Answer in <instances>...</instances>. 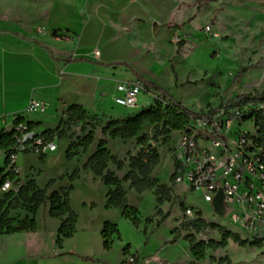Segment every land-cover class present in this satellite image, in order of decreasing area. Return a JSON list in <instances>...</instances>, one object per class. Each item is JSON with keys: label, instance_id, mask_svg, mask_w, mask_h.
I'll use <instances>...</instances> for the list:
<instances>
[{"label": "crops", "instance_id": "0c3cea01", "mask_svg": "<svg viewBox=\"0 0 264 264\" xmlns=\"http://www.w3.org/2000/svg\"><path fill=\"white\" fill-rule=\"evenodd\" d=\"M45 1L46 5L28 10L30 22L22 16L0 17V124L10 125L20 116L38 124L33 130L43 132L57 124L58 114L65 117V110L73 104L82 105L92 115L125 118L129 109L117 113L115 108L116 98L123 95L121 83L140 81L168 92L175 86L174 40L193 29L189 20L195 15L194 0H76L75 7H68L66 0ZM96 49L99 56H95ZM32 99L44 102L45 109L29 111ZM140 101L146 103V98ZM101 138L108 140L114 155L111 145L126 142L96 133L89 150L83 151L87 159ZM108 168L120 177L125 166L120 170L109 162ZM91 174L93 180H101ZM20 175L25 181L29 176ZM30 179L36 180L35 176ZM106 202L107 198L99 219L92 216L99 205L84 202L92 209L91 216L83 218L77 213L76 232L61 245L57 243L61 220L49 215L47 203L43 220L38 218L43 206L38 211L35 230L0 235V264H122L128 254L140 259L155 255L157 261L149 264H163L164 256L148 247L152 236L146 242L138 233L141 223L131 228L133 223L128 219L131 225L126 224L122 210L108 209ZM114 214L117 219L110 216ZM106 221L126 226L131 236L126 237L118 227L120 234L113 236L112 247L106 250L102 236ZM126 246L128 254L124 253ZM164 254L174 256L171 250Z\"/></svg>", "mask_w": 264, "mask_h": 264}, {"label": "rangeland", "instance_id": "374dc122", "mask_svg": "<svg viewBox=\"0 0 264 264\" xmlns=\"http://www.w3.org/2000/svg\"><path fill=\"white\" fill-rule=\"evenodd\" d=\"M68 7H75L76 0H66ZM45 0H0V17L8 19L22 16L25 22H30L28 10L36 6L46 5ZM194 17L192 30L186 32L174 40L175 54L171 60L172 70L176 76L175 86L169 92L185 107L196 112H208L216 109L222 103L232 100L242 93H255L264 91V0H194ZM211 25L217 36L208 35L205 27ZM248 68L238 82L233 83L235 77L242 69ZM146 97L140 95V99L146 98V104L156 101H169L162 91L155 86L145 84ZM117 113L130 112L126 117L137 114L142 108H130L117 104ZM37 117L41 115L35 114ZM57 124L49 128L56 140L57 150L48 155L39 156L34 153L21 154L18 165L22 176L29 181L36 178L41 187H45L50 179L55 183L48 189L49 193L57 188H68L72 183L70 175L76 168H81L79 179L73 182L75 189L72 192V204L77 213L83 218L90 215L92 209L84 206V202L91 201L99 205L92 213L94 218H101L104 208L103 201L107 198V185L101 180H93L90 171L84 170L83 165L87 156L83 149H72L71 156L67 157V148L71 142L89 132L85 131L82 124L73 125L66 121L67 117L58 114ZM99 126L96 128L97 136H101L102 127L109 117L99 116ZM53 122L49 120V122ZM242 121V120H240ZM50 122V123H51ZM2 126H6L1 122ZM244 127L257 133V127L252 122H245ZM155 125H146L141 131L149 138V143L158 149L160 162L152 173V177L158 178L161 184L169 187V192L157 195L155 190H147L142 193L131 187L130 181H124V187L129 204L139 210L141 218V234L148 240L152 236V242L148 245L164 256L163 264H264V251L259 245L241 246L229 239L224 246L207 248L205 257L197 260L191 252V240L222 241L219 229H206L196 231L186 227L184 212L187 207H194L200 211L208 222H214V210L211 204L205 202L200 194L192 192L185 184L176 185L173 182L172 144L164 142L161 138L158 142L153 139ZM172 132L171 140L176 137ZM62 137H65L62 140ZM173 139V140H174ZM137 138L123 143L111 145L114 153L125 161L124 170L119 172L121 178L129 171V158L136 155L141 149ZM7 155L0 153V171L6 165ZM90 172V173H89ZM170 196V200L166 196ZM161 200L158 201V198ZM2 198V195H0ZM106 205V204H105ZM47 215V206H43L38 218L43 220ZM27 211L23 208L12 210L10 217L17 221L23 219ZM117 219L116 214L110 215ZM147 218H151L148 221ZM126 224L131 222L124 217ZM183 221V223H182ZM224 222V220L219 219ZM223 226L221 223H218ZM128 226V225H127ZM126 237L131 236L126 226H118ZM135 228L131 225V228ZM229 230L248 239V233L239 225L230 224ZM134 230V229H131ZM132 235H135L134 233ZM166 237V239H165ZM142 239V238H141ZM165 239V240H163ZM175 239V242L172 240ZM144 242L142 243V246ZM173 253V258L164 254Z\"/></svg>", "mask_w": 264, "mask_h": 264}, {"label": "trees", "instance_id": "16d2710c", "mask_svg": "<svg viewBox=\"0 0 264 264\" xmlns=\"http://www.w3.org/2000/svg\"><path fill=\"white\" fill-rule=\"evenodd\" d=\"M248 70L244 68L235 77L233 83L238 82L243 74ZM162 91L165 96L169 97V101H156L150 106L142 108L137 114L129 117L109 118L108 122L103 125L102 133L104 136L111 138H121L128 141L137 138V143L141 145V149L136 155H131L129 158V171L120 178L114 171L108 168V163H114L118 169H123L125 161L119 159L112 154L108 148V140L101 138L98 142L97 150L91 154L84 163V170L91 171L96 177L109 187L107 192L106 208H120L125 218L129 219L134 226L138 227L141 218L139 217V210L135 206H131L128 201L126 190L123 186V181H130V185L137 192L142 193L147 190H155L157 195L163 192H169V187L161 184L158 178L152 177V173L160 162V155L158 149L149 143V138L146 134H140L143 127L146 125H155V133L153 139L158 142L161 138L164 142L171 140L172 132L184 131L187 129L193 118H198L204 115H214L219 110L224 109L225 112L230 113V110L239 109L240 116L244 122L252 121L257 127V140L264 145V91L255 93H242L232 100L222 103L219 108L211 109L208 112H196L185 107L172 94L164 88L155 86ZM246 108V109H245ZM66 121L70 124H82V129L85 131L91 127L89 132L77 141L71 142L67 148V157L72 158L71 150L82 148L87 152L90 146L94 143L96 128L99 126L98 115L90 114L82 105L73 104L65 110ZM25 122V120L17 116L14 123L18 124ZM31 130L35 125L32 122H26ZM45 137L53 140L54 137L48 129L41 132ZM65 137H62V140ZM16 144L15 130L4 132L0 134V151L7 155L6 164L9 155L13 152L12 147ZM43 156V155H40ZM81 168H76L70 175L71 185L61 187L49 193L48 189L55 183V179H50L44 188L40 187L35 179L26 181V184L18 194L5 193L0 198V235L13 234L23 231H33L37 228L36 216L39 209L49 203V215L61 220L58 229L57 243L62 244L65 238L72 237L76 232V224L78 221V214L71 206L70 194L74 190L73 182L80 178ZM173 178V177H172ZM166 199L170 200L167 195ZM161 197L158 198V201ZM23 208L27 211V215L21 219L16 220L10 217V212ZM151 221V218H147ZM186 227L196 229V231H203L209 228L219 229L222 235V241H199L191 240V252L197 260L205 257L207 248H218L225 245L231 239L241 246L258 245L257 241L243 239L240 234L229 230L225 226H221L215 222H208L204 218H197L184 223ZM120 234L117 224L106 221L102 230L104 239V248L111 249L113 244V236ZM175 242V239L172 240ZM129 246L124 248V253L128 254Z\"/></svg>", "mask_w": 264, "mask_h": 264}, {"label": "built area", "instance_id": "2783aa9c", "mask_svg": "<svg viewBox=\"0 0 264 264\" xmlns=\"http://www.w3.org/2000/svg\"><path fill=\"white\" fill-rule=\"evenodd\" d=\"M208 35H216L211 25L205 27ZM95 56L100 51H94ZM123 95L116 98L117 104L130 108H146L140 101L146 87L140 81L120 84ZM153 102H151L152 104ZM149 104V106L151 105ZM29 111L45 109L44 102L31 100ZM246 109V108H245ZM2 126L0 134L15 130L16 144L8 162L0 172V193L18 194L26 181L21 177L18 158L21 154L48 155L57 150L56 140H50L41 132L31 130L26 122ZM239 109L219 110L214 115L193 118L184 131H179L171 147L173 182L187 185L192 192L211 204L215 223L229 228L237 224L248 233L249 240L257 241L264 251V145L257 140V133L244 127ZM251 122L252 121H248ZM223 193L222 211L215 200ZM204 218L194 207H187L184 220ZM224 220V222L219 221ZM182 221V223H183ZM157 257L140 259L135 254L124 257L122 264H149Z\"/></svg>", "mask_w": 264, "mask_h": 264}, {"label": "water", "instance_id": "95a60500", "mask_svg": "<svg viewBox=\"0 0 264 264\" xmlns=\"http://www.w3.org/2000/svg\"><path fill=\"white\" fill-rule=\"evenodd\" d=\"M222 201H223V193L220 192L215 200V206L217 208L218 211H222Z\"/></svg>", "mask_w": 264, "mask_h": 264}]
</instances>
